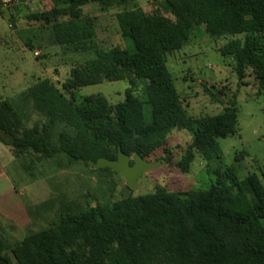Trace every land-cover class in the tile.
I'll list each match as a JSON object with an SVG mask.
<instances>
[{"label":"trees","instance_id":"16d2710c","mask_svg":"<svg viewBox=\"0 0 264 264\" xmlns=\"http://www.w3.org/2000/svg\"><path fill=\"white\" fill-rule=\"evenodd\" d=\"M38 1L57 7L31 18L51 26L57 45L85 52L95 48V30L82 7L109 8L128 0ZM62 17L68 20L58 21ZM116 22L128 46L95 49V58L73 68L61 91L140 80L145 84L142 98L129 88L124 100L113 106L102 96L73 105L43 80L29 96L38 111L45 112L48 128L63 123L72 135L60 133L59 146L50 147L47 133L22 128L11 103L3 101L0 144L17 156L30 151L46 158L62 154L69 162L88 166V161L115 160L118 148L128 157L145 159L165 144L171 130L179 129L191 135L190 145L173 165L181 173L189 172L194 151L207 160L218 158L217 141L237 132L236 99L216 115L189 117L167 57L200 36H243L227 42L220 55L234 62L239 79L251 69L264 88V0H164L152 14L123 11ZM11 252L17 264H264V183L255 176L239 179L228 167L216 173L215 183L206 190L157 188L62 216L55 226L28 235Z\"/></svg>","mask_w":264,"mask_h":264},{"label":"rangeland","instance_id":"374dc122","mask_svg":"<svg viewBox=\"0 0 264 264\" xmlns=\"http://www.w3.org/2000/svg\"><path fill=\"white\" fill-rule=\"evenodd\" d=\"M162 1L128 0L124 5L109 8L98 4L82 7L83 16L92 19L95 30V48L85 52L57 45L51 26L31 18L57 7L51 2L15 0L0 4V103L9 101L22 128L47 133L49 146L58 147L59 134L71 136V131L63 123L48 128L45 112L38 111L29 92L43 80L61 91L73 68L95 58V49L127 47L116 15L133 9L152 14ZM234 39L242 40L243 36H200L167 57L168 71L189 117L213 116L231 100L237 102L236 134L217 141L218 158L207 160L194 151L187 174L173 166L191 143V135L179 129L171 130L165 144L144 159L148 163L166 162L143 174L135 190L129 189L124 178L115 172L94 169L79 161L69 162L62 154L46 158L30 151L17 156L0 144V256L17 264L11 251L28 235L55 226L62 216L108 206L127 196L151 194L157 188L168 192L206 190L215 183L216 173L228 167L235 169L239 179L255 176L263 184L264 88L259 87L251 69L244 70L239 79L234 62L220 55V48ZM132 82H103L72 93L61 92L73 105L80 104L85 97L102 96L113 106L124 100L129 88L142 98L144 82Z\"/></svg>","mask_w":264,"mask_h":264},{"label":"water","instance_id":"95a60500","mask_svg":"<svg viewBox=\"0 0 264 264\" xmlns=\"http://www.w3.org/2000/svg\"><path fill=\"white\" fill-rule=\"evenodd\" d=\"M132 162V165H130ZM160 163H164V160L157 161L155 163H148L138 155L128 157L124 155L120 149L117 150V156L115 160L98 159L96 162L88 161V167L94 169H110L113 172L122 176L125 180L126 186L135 190L137 188V180L148 171L155 169ZM0 264H8L4 259L0 258Z\"/></svg>","mask_w":264,"mask_h":264},{"label":"built area","instance_id":"2783aa9c","mask_svg":"<svg viewBox=\"0 0 264 264\" xmlns=\"http://www.w3.org/2000/svg\"><path fill=\"white\" fill-rule=\"evenodd\" d=\"M12 1H15V0H2L1 1V5H7V4H10ZM35 54H37V53H35Z\"/></svg>","mask_w":264,"mask_h":264},{"label":"crops","instance_id":"0c3cea01","mask_svg":"<svg viewBox=\"0 0 264 264\" xmlns=\"http://www.w3.org/2000/svg\"><path fill=\"white\" fill-rule=\"evenodd\" d=\"M8 184H10L8 181H7Z\"/></svg>","mask_w":264,"mask_h":264},{"label":"flooded vegetation","instance_id":"af4514ba","mask_svg":"<svg viewBox=\"0 0 264 264\" xmlns=\"http://www.w3.org/2000/svg\"><path fill=\"white\" fill-rule=\"evenodd\" d=\"M130 165H132V163H130Z\"/></svg>","mask_w":264,"mask_h":264}]
</instances>
